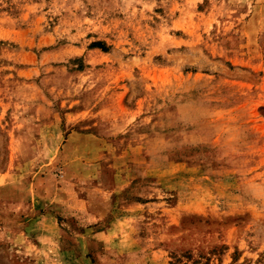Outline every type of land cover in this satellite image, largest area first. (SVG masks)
I'll use <instances>...</instances> for the list:
<instances>
[{
  "label": "rangeland",
  "instance_id": "rangeland-1",
  "mask_svg": "<svg viewBox=\"0 0 264 264\" xmlns=\"http://www.w3.org/2000/svg\"><path fill=\"white\" fill-rule=\"evenodd\" d=\"M0 264H264V0H0Z\"/></svg>",
  "mask_w": 264,
  "mask_h": 264
},
{
  "label": "crops",
  "instance_id": "crops-1",
  "mask_svg": "<svg viewBox=\"0 0 264 264\" xmlns=\"http://www.w3.org/2000/svg\"><path fill=\"white\" fill-rule=\"evenodd\" d=\"M66 133V132H65ZM64 133V134H65ZM72 132H67V134L65 136H63V140H65V143L63 144V147L67 145V141L70 140V137L72 136ZM95 139H98V136L94 135ZM114 179L112 180L113 183L112 184H106L104 182H99L98 185L104 187V193H115L119 190V188H123V186H125L126 184L121 183L120 181H118L119 177L117 176V174L114 175ZM122 186H121V184ZM91 184H88L87 190H89L88 188L91 187ZM78 187V186H77ZM93 187V186H92ZM97 188V187H96ZM99 189V187H98ZM78 189H74V187H72L68 193V195L66 197L61 198V200H64V204H66L64 207V210H66V212L72 214H75L76 212L79 214H82L81 216L84 217V219L86 220H92V219H96L98 220H102V218H104V213L103 214H99L98 211L96 210H91L90 211V206H89V199H88V195L87 193H83V195H81L79 193V191H77ZM134 204H138V201H135ZM61 208V207H60ZM70 215V216H71ZM111 227L106 228L104 230H99L98 232H96L94 234V236H98L100 238H104V236H106L108 238V234L110 233ZM108 240V239H107Z\"/></svg>",
  "mask_w": 264,
  "mask_h": 264
}]
</instances>
